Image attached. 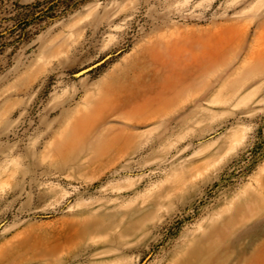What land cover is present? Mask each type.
I'll use <instances>...</instances> for the list:
<instances>
[{"label": "rangeland", "instance_id": "374dc122", "mask_svg": "<svg viewBox=\"0 0 264 264\" xmlns=\"http://www.w3.org/2000/svg\"><path fill=\"white\" fill-rule=\"evenodd\" d=\"M0 264H264V0H0Z\"/></svg>", "mask_w": 264, "mask_h": 264}, {"label": "water", "instance_id": "95a60500", "mask_svg": "<svg viewBox=\"0 0 264 264\" xmlns=\"http://www.w3.org/2000/svg\"><path fill=\"white\" fill-rule=\"evenodd\" d=\"M100 62H101V61H99V62H96V63L92 64L91 66H89V67H87V68H84V69H82V70H81L79 73L86 72L87 70L91 69L92 67H94V66L98 65Z\"/></svg>", "mask_w": 264, "mask_h": 264}, {"label": "bare ground", "instance_id": "6f19581e", "mask_svg": "<svg viewBox=\"0 0 264 264\" xmlns=\"http://www.w3.org/2000/svg\"><path fill=\"white\" fill-rule=\"evenodd\" d=\"M114 100V99H113ZM49 246V245H48ZM41 247V246H40ZM41 252V251H40ZM34 254V253H33ZM34 257V256H33Z\"/></svg>", "mask_w": 264, "mask_h": 264}]
</instances>
